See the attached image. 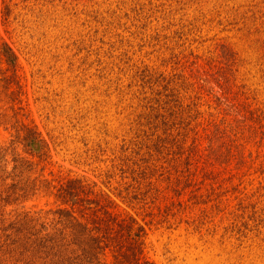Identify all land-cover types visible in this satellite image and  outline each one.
Segmentation results:
<instances>
[{"label": "rangeland", "instance_id": "obj_1", "mask_svg": "<svg viewBox=\"0 0 264 264\" xmlns=\"http://www.w3.org/2000/svg\"><path fill=\"white\" fill-rule=\"evenodd\" d=\"M0 37L20 84L0 60L6 171L33 162L0 181V264H47L11 239L24 217L61 228L70 177L145 225L153 264H264V0H0Z\"/></svg>", "mask_w": 264, "mask_h": 264}, {"label": "trees", "instance_id": "obj_2", "mask_svg": "<svg viewBox=\"0 0 264 264\" xmlns=\"http://www.w3.org/2000/svg\"><path fill=\"white\" fill-rule=\"evenodd\" d=\"M0 60L7 65L12 73L4 76L6 88L13 85L20 86L18 81V55L12 46L0 37ZM5 73V70H1ZM22 143L27 154L32 157H49V143L34 128L23 125L21 129ZM5 150L0 148V181L2 185L11 177L16 180L19 166L30 168L33 162L25 157H16L14 171L7 173L4 159ZM26 182V181H25ZM51 182V181H50ZM50 182L45 179L44 187H49ZM15 190L16 181L13 182ZM12 184H9L11 187ZM27 184L29 185L30 183ZM53 193L59 204L51 211L56 218L54 232L47 230L45 224L40 229L36 228L33 217L17 219V235L13 237L11 246L20 251L29 252L33 259L40 257L47 264H107V251L112 252L114 264H153L145 257V240L147 230L145 225L133 217H124L110 209L112 201L107 196L95 189L94 185L81 178L70 177L53 185ZM23 192L27 185L20 187ZM28 190L39 189L38 186H28ZM12 192H16V191ZM24 193H28L29 191ZM8 193V196L12 193ZM29 215V214H25ZM56 226V225H54Z\"/></svg>", "mask_w": 264, "mask_h": 264}]
</instances>
